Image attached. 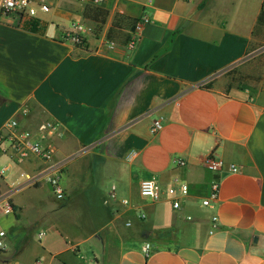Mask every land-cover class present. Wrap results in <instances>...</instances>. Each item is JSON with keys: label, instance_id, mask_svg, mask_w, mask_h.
I'll return each mask as SVG.
<instances>
[{"label": "crops", "instance_id": "1", "mask_svg": "<svg viewBox=\"0 0 264 264\" xmlns=\"http://www.w3.org/2000/svg\"><path fill=\"white\" fill-rule=\"evenodd\" d=\"M31 1L50 12L0 17V135L16 121L53 158L21 161L3 143L0 264H264V92L212 84L255 49L264 0ZM88 6L108 11L99 33ZM74 23L90 29L85 46L66 38ZM213 153L217 173L204 166ZM60 165L64 201L44 180L30 185ZM148 179L161 201L141 196ZM175 180L189 186L179 210Z\"/></svg>", "mask_w": 264, "mask_h": 264}, {"label": "built area", "instance_id": "2", "mask_svg": "<svg viewBox=\"0 0 264 264\" xmlns=\"http://www.w3.org/2000/svg\"><path fill=\"white\" fill-rule=\"evenodd\" d=\"M103 0H93L94 4H101ZM151 2V0H150ZM50 7L44 2H34L31 0H2L0 5V17H15L19 20L24 18H35L39 15V13H49ZM151 23V18L148 15L142 16L136 23L133 39L130 42V47L134 48L136 43L138 42V37L145 30L146 26ZM90 29L85 25L80 23L72 24L70 30L68 31L66 38L72 42L76 46H85L86 44V34L89 33ZM111 49H114L115 46H110ZM8 127L14 129L9 136L4 137L0 135V152L2 151V145L4 142H9L11 146L17 152L19 159L22 161L31 155H34L40 160L43 161H51L53 158V152L49 150L42 149L40 145L31 142V133L24 131L18 132L15 131L18 128V123L16 121H12L8 124ZM163 129L162 120H154L151 132L153 134L159 133ZM43 131H55L58 135H61V132L57 130V126L51 123H48L41 127ZM184 165V163H181ZM223 161L217 157L214 153L209 155L206 159L204 166L212 173L220 172L223 168ZM232 172L237 173L239 169L236 167H232ZM63 166L54 167L50 170L49 174L33 178L31 180L30 185L34 186L38 182L42 180L48 182L52 188L54 196L60 200H65V189L63 185ZM221 183L219 181H215L212 184V192L209 198L203 201V205L206 207H212L213 203H216L219 198ZM180 193L182 196H188L189 194V186L186 183H181L179 180H175L174 185H172L168 190L167 194L170 197H173V208L176 210L181 209V203L179 200H176L177 194ZM140 194L143 198L151 200L153 202H159L162 200L164 196V192L156 183L155 180L148 179L144 180L140 184ZM125 205H128V201H124ZM13 209L10 204H7L4 208L5 213H12ZM213 224L216 226L218 222V217L213 218ZM130 225V224H129ZM214 230L211 232V234ZM39 239H43L45 237V233L41 232L39 234ZM0 250H6L5 243V234L0 232ZM152 251V245L150 243H146L143 247V254L146 258L150 256Z\"/></svg>", "mask_w": 264, "mask_h": 264}, {"label": "rangeland", "instance_id": "3", "mask_svg": "<svg viewBox=\"0 0 264 264\" xmlns=\"http://www.w3.org/2000/svg\"><path fill=\"white\" fill-rule=\"evenodd\" d=\"M260 32H262L261 36L259 35ZM253 48L255 49L246 61L230 73L228 71L216 77L212 84L224 85L226 89L248 90L253 94L264 92V29L258 31V37ZM2 218L3 215H0V221L3 220Z\"/></svg>", "mask_w": 264, "mask_h": 264}, {"label": "trees", "instance_id": "4", "mask_svg": "<svg viewBox=\"0 0 264 264\" xmlns=\"http://www.w3.org/2000/svg\"><path fill=\"white\" fill-rule=\"evenodd\" d=\"M84 17L90 19L96 24V31L97 33H99L102 29V26L106 23L108 17V11L100 7L88 6L84 12ZM262 29H264V9L260 13L258 19V29L256 31L258 32L261 31Z\"/></svg>", "mask_w": 264, "mask_h": 264}]
</instances>
